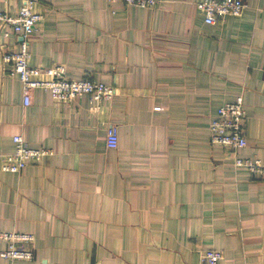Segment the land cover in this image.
Returning a JSON list of instances; mask_svg holds the SVG:
<instances>
[{"label":"crops","instance_id":"crops-1","mask_svg":"<svg viewBox=\"0 0 264 264\" xmlns=\"http://www.w3.org/2000/svg\"><path fill=\"white\" fill-rule=\"evenodd\" d=\"M201 1L33 0L42 19L29 66L112 86L96 110L85 95L55 103L41 88L24 107L2 60L21 38L0 21V230L34 238L30 261L0 264H198L203 250L220 252L218 264H264V0L212 25ZM18 8L0 0L1 15ZM238 97L246 147L211 145L209 122ZM15 135L50 154L2 171Z\"/></svg>","mask_w":264,"mask_h":264},{"label":"built area","instance_id":"built-area-1","mask_svg":"<svg viewBox=\"0 0 264 264\" xmlns=\"http://www.w3.org/2000/svg\"><path fill=\"white\" fill-rule=\"evenodd\" d=\"M18 14L10 18L0 14V21L12 26L13 33L21 38L20 51L2 55L3 62L12 66L9 74L16 75L21 84L22 105L31 104V92L41 88L50 94L55 103H69L78 96H87L96 110L102 101L111 100L114 88L88 79L68 80L64 69L60 66L37 68L28 64V37L36 31V24L42 17L33 12V0H18ZM110 4H123L144 9H152L158 0H107ZM205 24L212 25L218 19L238 17L244 9L243 0H204L196 4ZM45 76L46 79H38ZM245 112L241 97L233 102L225 103L217 110L215 117L209 122L210 144L236 151L246 147L243 122ZM13 149L1 156V169L4 172L19 173L25 166L36 164L49 155L47 149L29 148L20 135L12 137ZM118 146V133L113 125L106 128V148L115 150ZM236 166H245L249 171L256 172L263 167L258 160L236 158ZM34 238L31 234L1 231L0 244L4 249L0 258L10 262H26L33 258L32 245ZM221 254L215 250L199 252L198 264H218Z\"/></svg>","mask_w":264,"mask_h":264}]
</instances>
